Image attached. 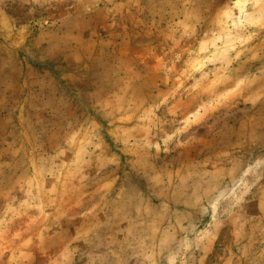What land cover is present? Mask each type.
<instances>
[{"label": "rangeland", "instance_id": "1", "mask_svg": "<svg viewBox=\"0 0 264 264\" xmlns=\"http://www.w3.org/2000/svg\"><path fill=\"white\" fill-rule=\"evenodd\" d=\"M0 264H264V0H0Z\"/></svg>", "mask_w": 264, "mask_h": 264}]
</instances>
